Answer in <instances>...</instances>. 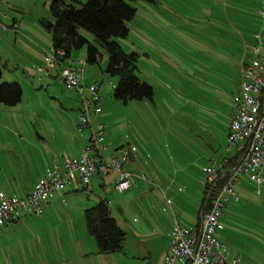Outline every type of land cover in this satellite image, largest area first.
Wrapping results in <instances>:
<instances>
[{"label":"rangeland","instance_id":"obj_1","mask_svg":"<svg viewBox=\"0 0 264 264\" xmlns=\"http://www.w3.org/2000/svg\"><path fill=\"white\" fill-rule=\"evenodd\" d=\"M16 1L10 10L32 31L34 40L39 39L40 56L38 66L32 64L35 50L23 40L26 35L22 28L18 34L0 29V83H19L23 89L17 105H0V174L17 173L25 165L33 171L31 164L35 166L38 158L47 156L51 161L80 140L76 126L79 110L71 101L78 93L57 77L48 76L54 71L48 70L46 57L52 34L41 21H54L51 0ZM128 3L136 8V15L127 22L128 36L115 40L125 51L139 53L138 75L154 88L153 100L125 102L114 97L118 77L104 73L108 58L93 35L86 33L101 49L102 59L95 64L86 62L87 46L73 55L76 60L82 57L84 77L88 81L96 79L102 87L103 112L94 126L105 124L106 142L111 145L108 154L119 156L117 145L129 146L131 142L145 155L139 165L138 184L119 192L110 182V175L102 174L103 186L96 177L91 192H67L65 200L55 196L44 214L19 212V221L4 227L0 236V264H68L64 231L69 204L81 203L76 209L90 208L102 199L109 201L112 216L127 232L124 250L93 251L79 264H154L161 248L160 237L149 236L147 228L160 232L167 225L168 215L184 223L201 198L205 177L202 165L209 158L222 160L234 153L229 150L227 134L235 109L238 66L244 53L248 58L254 56L251 47L259 45L256 38L264 39L260 1ZM246 40L248 51L244 49ZM40 67L45 69L42 73ZM240 180V200L224 207L222 228L217 234L226 239L230 257L238 255L242 264H264V183L256 184L246 175ZM164 192L172 208L166 204L163 209ZM85 244L89 250L98 249L87 232Z\"/></svg>","mask_w":264,"mask_h":264},{"label":"built area","instance_id":"obj_2","mask_svg":"<svg viewBox=\"0 0 264 264\" xmlns=\"http://www.w3.org/2000/svg\"><path fill=\"white\" fill-rule=\"evenodd\" d=\"M259 13L264 18V6ZM0 29L8 31L12 27L0 19ZM256 40L259 45L251 47L254 56L248 58L244 54L239 69L235 112L228 130L229 150L234 153L222 160H213L203 168L206 201L200 210V221L194 226L176 221L164 264H242L238 257H230L217 232L222 228L224 207L240 200L237 189L240 178L246 175L256 184L264 183V39L258 37ZM46 57L48 70H55L58 57L52 47ZM38 70L42 73L45 69L40 67ZM83 73L82 61L70 58L59 68L56 77L81 96L79 128L88 129L91 133L89 144L80 158L65 156L63 164L55 163L27 195L11 197L0 191V234L4 225L21 211L41 215L43 205L70 184L78 189L81 183L85 190L91 192L95 174L115 173L113 185L119 192L131 189L136 183L137 176L126 168L135 147H121L119 156L103 155L106 150L105 125L98 123L94 126L92 121V116L102 111L100 85L97 82L85 85Z\"/></svg>","mask_w":264,"mask_h":264},{"label":"trees","instance_id":"obj_3","mask_svg":"<svg viewBox=\"0 0 264 264\" xmlns=\"http://www.w3.org/2000/svg\"><path fill=\"white\" fill-rule=\"evenodd\" d=\"M153 1V0H148ZM50 10L54 21L42 20L41 23L52 34V49L58 57L55 70L66 65L74 51L87 46L86 62L95 64L102 59L101 49L90 41L87 34L93 35L107 55L104 73L118 77L113 95L116 99L148 100L154 98V88L138 75L139 53L127 52L115 40L127 37V22L136 15V8L128 0H51ZM87 33V34H86ZM64 52V54H62ZM2 68L0 66V78ZM23 96L19 83H0V105H17ZM233 159V158H232ZM206 201L204 194L201 208ZM200 208V210H201ZM86 229L98 246L99 252L114 253L124 250L127 232L111 214L107 199L87 208L84 213Z\"/></svg>","mask_w":264,"mask_h":264},{"label":"crops","instance_id":"obj_4","mask_svg":"<svg viewBox=\"0 0 264 264\" xmlns=\"http://www.w3.org/2000/svg\"><path fill=\"white\" fill-rule=\"evenodd\" d=\"M259 1H260L259 7L261 9L264 6V0H259ZM12 4L13 5H17V1L16 0H0V19L3 20L9 26H11L12 27V32H14L15 34H18L20 32L21 28L23 29V31L25 32V35H26L25 36L21 32L22 35L25 36L23 38V40L25 39L26 42L30 45L31 49L35 50V57L36 58L33 59V61H31V62H32V64H36L38 66V64H39V56H40V51L38 49V47H39V39L36 38V40H34V37L32 36V34H33L32 31L30 32V30L28 28H25L23 20L19 19L20 17L18 16L17 13H14V11L10 10V6ZM231 9L235 10L236 7L231 6ZM246 9H248V7ZM14 27L16 29H14ZM21 39H22V37H21ZM247 45H248V42L246 40L244 42V49H246ZM243 57L240 60V64L242 62ZM72 59L76 60L74 58L73 54H72ZM78 60L83 61L81 56L79 57ZM240 64L238 66L239 80H240V72H239ZM57 73L58 72L56 70H54L52 73H49L48 76H51V78H55ZM139 73H141L140 70H139ZM45 77L46 76L42 77L41 79L44 80ZM93 79H89V81H90L89 82L88 78L84 77L85 85H92V84H94L96 82L99 83V81H97L96 79L94 81H92ZM86 83H89V84H86ZM99 85H100V83H99ZM238 88H239V84H238ZM101 89H102V87L100 86L99 94H100ZM74 91H76V90H74ZM69 95L72 96L71 94H69ZM78 95L79 94L75 95V97L76 96L77 97L75 99H72L71 101H72L73 105L75 107H77V109L79 110L80 109V105H81V101H80V97ZM67 99L70 101L71 97H69ZM102 112H103V109H102L101 113ZM234 112H235V109H234ZM100 114L92 116L93 125H95V122H96V120H98V117L100 116ZM79 116H80V110H79ZM78 121H79V118H78ZM78 121H77V125H76L78 127V133H80V140H79L78 144L75 143L73 145H70V146L66 147V150H63V152H61L59 154H56L57 156H53V159L51 161H49V159H47V156H43V157L38 158V160L35 163V166L33 164H31L32 165L31 167H32L33 171H31L30 169L27 170L25 168L26 167V165H25L23 167V170H19L17 173H13V172L9 173V172L6 171L5 174H0V191H3L5 194H7L8 196H11V197H15V196L23 197V196L27 195L29 192H31L33 190V188H34L36 182L38 181V179L41 178L42 176H44L47 173L48 169L52 168L55 165V163L63 164L65 156H67L66 155L67 152L70 153L71 156L68 155V157H70V158L71 157L74 158V159L80 158V156L83 153V150H84L85 146L89 144L91 133L89 132L88 129H82L81 130L79 128V122ZM98 123H103V122H98ZM228 130H229V125H228ZM128 145L130 147H135L136 150H135V153H131L129 155L128 160L126 162V168L129 171L133 172L137 177H139L140 176L139 175V173H140L139 172V170H140L139 169V167H140L139 165H140L141 161L144 160L145 155H143V152L140 150V148H139V146H137V144L130 142V143H128ZM104 146H106V150H104L103 155L105 157H109V156L113 155L112 152H110V154H108V152L110 151L109 147L111 145H110V141L106 142V138L104 140ZM123 146H124V143L118 144L116 148L119 150ZM139 152L141 153V155H140ZM114 154H116V153H114ZM226 157H230V156H226ZM213 160H215V158H211V159L209 158L208 159L209 162L208 163H204L202 165V169H201L202 172H203V168L206 165L210 164ZM105 175H110V177H109L110 182L113 183V180L115 179L116 174L115 173H108V174H105ZM96 177L98 178V181L101 183L102 186L105 184L104 180H102V181L100 180L101 175H97V174L93 175V177H92V191L94 190L93 179L96 178ZM202 183H203V187H202V190H201L202 194H201L200 201L197 202V206H196L195 209H193L192 213L188 214V216L186 217V220L184 221V223H182L184 225L194 226V225L198 224L199 221H200V208H201V204H202L203 197H204V194H205V177L203 178V182ZM137 184H138V180H136L135 185H137ZM71 185H72V188L68 185V187L63 192L55 193V195L52 198H55V196H58L60 199H64L65 200V198H66L65 195H66L67 192H80V191L85 190L84 186L81 183L79 184V188L78 189H76L73 184H71ZM153 186H157V185L153 184ZM7 188L8 189L10 188V190L8 191ZM11 189H13V192L11 191ZM196 193L198 194V192H196ZM238 193H239V191H238ZM88 197H90V196H88ZM163 197L164 198L161 201V205H163V209H165L164 205H166V204L169 205L172 208V201H171L170 198H168V195H166V193H165V196H163ZM52 198H50V200H49V202L47 204L43 205V214L45 213L46 206L49 205V207H50V203H51V199ZM168 200H170V203L168 202ZM66 202L68 203V200H66ZM80 204H76V203H72L71 204L70 203L69 204V209H68L69 211L66 214V219H65V221H66V224H65L66 225V229L64 231V233H65V240L64 241H67L68 242V246H69V251L66 250L67 253L65 254V256L67 257L66 259H68L67 260L68 264H79V261L81 259H83V261H85L86 257H88L89 254H92L93 251L97 252V253H101V252H99L98 249H97V251L94 250V248L89 250L86 247L85 241H86L87 229H86V221H85L84 213H85V210L87 209V206H85L86 208H82L81 207L79 209H76L77 207L80 206ZM166 212H168V211H166ZM18 221H19V219H18V215H17L15 218H13L12 220L8 221L4 225V227H6V226H8L9 224H12V223L14 224V223H16ZM176 221H178L176 218L174 219L172 215L171 216L168 215L167 221H166L167 225H166V227H163L162 230H160V232L155 233V232H152L149 228H147L149 236H159L160 237V240L158 242H159V245H160L161 248L157 252V254H155L156 261H155L154 264H164V257H165V255H166V253L168 251V248H169V246L171 244L172 232H173V230L175 228ZM78 225H79V228H77ZM4 227H3V230H4ZM78 231L80 232V236H79ZM81 233H83L84 238H82V234ZM87 234H88V232H87ZM1 235H3V231H2V234H0V236ZM217 236L225 244L224 240H226V239L225 238H223V239L220 238L218 234H217ZM154 239L158 240V238H154ZM87 241H88V243L91 242V245H92V241H90V239L87 238ZM152 253H154V252L152 251ZM133 257H137V256L133 255ZM236 257L239 258L238 255ZM64 261H66V260H64ZM150 264H153V263H150Z\"/></svg>","mask_w":264,"mask_h":264}]
</instances>
